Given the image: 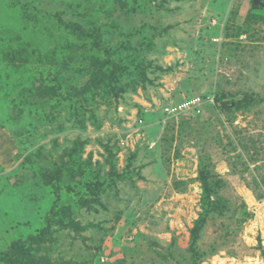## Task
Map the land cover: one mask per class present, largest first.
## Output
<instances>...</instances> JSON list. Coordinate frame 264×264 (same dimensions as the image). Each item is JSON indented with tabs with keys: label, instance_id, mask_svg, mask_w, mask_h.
<instances>
[{
	"label": "rangeland",
	"instance_id": "374dc122",
	"mask_svg": "<svg viewBox=\"0 0 264 264\" xmlns=\"http://www.w3.org/2000/svg\"><path fill=\"white\" fill-rule=\"evenodd\" d=\"M1 210L0 264H264V0H0Z\"/></svg>",
	"mask_w": 264,
	"mask_h": 264
},
{
	"label": "crops",
	"instance_id": "0c3cea01",
	"mask_svg": "<svg viewBox=\"0 0 264 264\" xmlns=\"http://www.w3.org/2000/svg\"><path fill=\"white\" fill-rule=\"evenodd\" d=\"M7 213L4 210L0 211V251L5 250L12 241L22 237L23 227L19 224V217L9 211L8 218Z\"/></svg>",
	"mask_w": 264,
	"mask_h": 264
},
{
	"label": "built area",
	"instance_id": "2783aa9c",
	"mask_svg": "<svg viewBox=\"0 0 264 264\" xmlns=\"http://www.w3.org/2000/svg\"><path fill=\"white\" fill-rule=\"evenodd\" d=\"M201 102L202 98L200 96L187 98L185 97L180 103H168L166 104L162 110L167 114H176L180 112H184L189 109H194L196 111L201 110ZM144 119L140 118V123H143Z\"/></svg>",
	"mask_w": 264,
	"mask_h": 264
},
{
	"label": "trees",
	"instance_id": "16d2710c",
	"mask_svg": "<svg viewBox=\"0 0 264 264\" xmlns=\"http://www.w3.org/2000/svg\"><path fill=\"white\" fill-rule=\"evenodd\" d=\"M239 104V105H238ZM243 104V101H241V102H239V101H233V105L232 106H236V107H238V108H240L241 107V105ZM231 106V105H230ZM229 106V107H230ZM205 173H207V175H211V176H213L214 177V174H212V171H210V170H207V171H205ZM209 178H205L203 181H204V192H205V194L209 197L210 195H212L213 193H215V194H217V191H218V189H219V187H220V185H221V180H217V185L215 186V185H212L209 181ZM261 197V196H260ZM227 206H226V201H225V199H224V201L222 200V197H217L216 199H215V201H214V203H213V208H214V211H217V210H219V209H222V210H224L225 208H226ZM22 238V237H21ZM20 239V238H19ZM17 240V239H16ZM16 240H14V241H12L10 244H8V247L13 243V242H15ZM8 247H6V249L5 250H2V251H6L7 249H8ZM1 251V252H2ZM6 254H8V253H6Z\"/></svg>",
	"mask_w": 264,
	"mask_h": 264
},
{
	"label": "bare ground",
	"instance_id": "6f19581e",
	"mask_svg": "<svg viewBox=\"0 0 264 264\" xmlns=\"http://www.w3.org/2000/svg\"><path fill=\"white\" fill-rule=\"evenodd\" d=\"M246 198L249 201V203H252L253 204V203L256 202V198H255V196L253 195V193L250 190L247 191Z\"/></svg>",
	"mask_w": 264,
	"mask_h": 264
}]
</instances>
